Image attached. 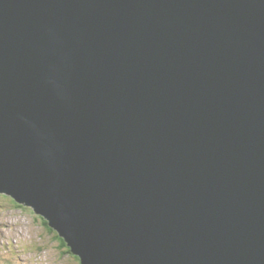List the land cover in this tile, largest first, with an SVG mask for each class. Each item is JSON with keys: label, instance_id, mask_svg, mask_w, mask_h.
I'll return each mask as SVG.
<instances>
[{"label": "water", "instance_id": "1", "mask_svg": "<svg viewBox=\"0 0 264 264\" xmlns=\"http://www.w3.org/2000/svg\"><path fill=\"white\" fill-rule=\"evenodd\" d=\"M0 194L80 264H264V0H0Z\"/></svg>", "mask_w": 264, "mask_h": 264}, {"label": "rangeland", "instance_id": "2", "mask_svg": "<svg viewBox=\"0 0 264 264\" xmlns=\"http://www.w3.org/2000/svg\"><path fill=\"white\" fill-rule=\"evenodd\" d=\"M0 195V264H80L31 207Z\"/></svg>", "mask_w": 264, "mask_h": 264}, {"label": "trees", "instance_id": "3", "mask_svg": "<svg viewBox=\"0 0 264 264\" xmlns=\"http://www.w3.org/2000/svg\"><path fill=\"white\" fill-rule=\"evenodd\" d=\"M1 196V195H0ZM10 197V196H9ZM11 198V197H10ZM12 199V198H11ZM13 201H14V199H12ZM12 201V202H13ZM15 203H16V201H14ZM16 205H18V204H16ZM40 216V215H39ZM41 217V216H40ZM42 221H43V223L45 224V225H47V227H48V229L49 230H51V231H54L52 228H50L49 226H48V223H47V221L42 217ZM55 238H57L59 241H60V245L62 246V247H64L65 248V252L66 253H68V252H71L70 251V248L67 246V244H66V242H65V240H63L59 235H58V233H56V236H55ZM74 255V254H73ZM75 258L77 259V260H79V258L77 257V256H75Z\"/></svg>", "mask_w": 264, "mask_h": 264}, {"label": "bare ground", "instance_id": "4", "mask_svg": "<svg viewBox=\"0 0 264 264\" xmlns=\"http://www.w3.org/2000/svg\"><path fill=\"white\" fill-rule=\"evenodd\" d=\"M15 201V200H14Z\"/></svg>", "mask_w": 264, "mask_h": 264}]
</instances>
